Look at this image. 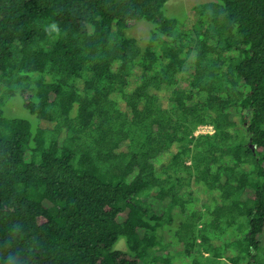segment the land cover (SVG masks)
<instances>
[{
  "label": "trees",
  "instance_id": "obj_1",
  "mask_svg": "<svg viewBox=\"0 0 264 264\" xmlns=\"http://www.w3.org/2000/svg\"><path fill=\"white\" fill-rule=\"evenodd\" d=\"M167 1L0 0V264H264V0Z\"/></svg>",
  "mask_w": 264,
  "mask_h": 264
},
{
  "label": "rangeland",
  "instance_id": "obj_2",
  "mask_svg": "<svg viewBox=\"0 0 264 264\" xmlns=\"http://www.w3.org/2000/svg\"><path fill=\"white\" fill-rule=\"evenodd\" d=\"M214 2L213 0H168L163 7V14L166 18L172 19L176 23V29L182 33H187L191 31L192 25L197 21V12L196 8L204 5L206 2ZM150 24L144 21L138 22H128V27L124 30L126 37L133 38L140 47H144L145 42L148 37V28ZM120 108L123 109V106L120 104ZM4 112L7 116L11 117H21L27 119L32 127H35L37 119L31 116L26 110L21 106V100L19 96H16L5 104ZM237 116H233V119L237 121ZM37 127L51 128V124L47 122H38ZM162 161L158 163V168L161 170L165 163V156H163ZM193 202L191 208L193 210L200 209L203 204H211L212 197L208 194L205 189L200 186H193ZM116 249L125 251L126 246L123 239H120L116 244ZM187 260L179 259L175 264H188ZM224 264V263H223Z\"/></svg>",
  "mask_w": 264,
  "mask_h": 264
},
{
  "label": "built area",
  "instance_id": "obj_3",
  "mask_svg": "<svg viewBox=\"0 0 264 264\" xmlns=\"http://www.w3.org/2000/svg\"><path fill=\"white\" fill-rule=\"evenodd\" d=\"M212 128L210 126H199L197 127L195 134H201V133H211Z\"/></svg>",
  "mask_w": 264,
  "mask_h": 264
}]
</instances>
